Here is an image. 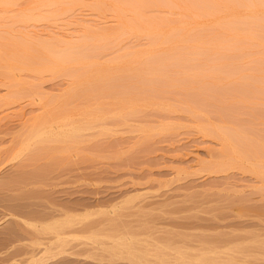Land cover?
<instances>
[{"label":"bare ground","instance_id":"6f19581e","mask_svg":"<svg viewBox=\"0 0 264 264\" xmlns=\"http://www.w3.org/2000/svg\"><path fill=\"white\" fill-rule=\"evenodd\" d=\"M77 8L99 19L108 15L113 24H80V33L68 38L27 30ZM126 39L135 45L121 46ZM255 48L257 56L250 57ZM58 76L67 77V85L44 91L42 79ZM0 85V111L19 109L12 113L15 122L0 124V203H7L0 222H10L1 233L12 234L0 244L4 263L47 264L72 256L97 263L264 264L259 231L238 241L219 240L217 233L188 248L120 221L117 211L139 194L100 212L104 220L98 222L82 208L39 193L52 176L84 162L87 136L126 126L144 143L180 127L128 125L150 107L186 112L200 135L218 142L206 165L210 172H249L264 190V0H0ZM166 93L177 103L165 101ZM257 110L258 127L250 124ZM39 198L47 204L39 211L17 202Z\"/></svg>","mask_w":264,"mask_h":264},{"label":"rangeland","instance_id":"374dc122","mask_svg":"<svg viewBox=\"0 0 264 264\" xmlns=\"http://www.w3.org/2000/svg\"><path fill=\"white\" fill-rule=\"evenodd\" d=\"M153 14L174 17L168 13ZM80 24L108 27L113 24V19L108 15L99 19L87 8H77L64 19L52 23L39 22L27 30L44 37L52 34L68 38L80 33ZM145 42L142 39L138 45ZM135 43L126 39L120 45L128 47ZM258 51L259 48L251 49L250 57H256ZM68 81L65 76L44 77L42 88L48 93H55ZM2 93L0 85V95ZM164 100L177 103L169 93L165 94ZM251 101L260 102L254 98ZM24 104L22 101L17 105ZM28 109L30 107H24L23 113L27 114ZM16 110L19 111L17 107L0 111V124L8 126L15 122L17 117L13 114ZM250 111L255 113L252 109ZM257 112V119L256 116L250 117V124L256 127L261 126L262 121L259 110ZM191 119L183 111L168 113L150 107L140 117L129 119L128 125L157 126L173 122L179 123L180 127L151 135L144 143H137L141 134L129 131L126 126L114 127L113 133L87 136L84 162L75 161L71 167L52 176L49 185L41 188L39 193L49 202L72 209L82 208L94 214L92 220L98 222L104 220L100 212L108 211L110 206L127 196L139 194L132 204L117 211L120 221L132 228L141 227L151 239L167 238L188 248L195 247L198 238L208 240L217 233H221L219 240L233 237L237 241L249 231L264 233V190L258 189L259 183L249 172L238 169L218 174L210 172L206 165L211 160L210 155L218 151V142L200 135ZM210 119L213 120V117ZM105 124L111 126L110 123ZM228 199L232 203L228 204ZM17 202L20 207L35 211L47 205L43 198L37 202L26 199ZM4 205L7 203H0V218L5 214ZM5 219L9 221L10 218ZM9 223L0 222V244L7 243L12 237V234L1 233ZM5 258L6 254H0V264H6ZM47 264L131 263H97L66 256Z\"/></svg>","mask_w":264,"mask_h":264}]
</instances>
